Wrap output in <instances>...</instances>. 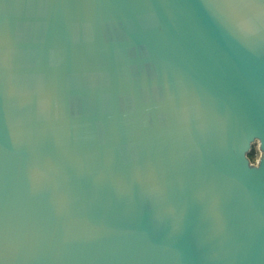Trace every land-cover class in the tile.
<instances>
[{"label":"water","instance_id":"water-1","mask_svg":"<svg viewBox=\"0 0 264 264\" xmlns=\"http://www.w3.org/2000/svg\"><path fill=\"white\" fill-rule=\"evenodd\" d=\"M0 264H264V0H0Z\"/></svg>","mask_w":264,"mask_h":264},{"label":"trees","instance_id":"trees-1","mask_svg":"<svg viewBox=\"0 0 264 264\" xmlns=\"http://www.w3.org/2000/svg\"><path fill=\"white\" fill-rule=\"evenodd\" d=\"M248 157L250 158V160H251L252 162L255 161V150H254L253 147H252V150L248 153Z\"/></svg>","mask_w":264,"mask_h":264},{"label":"rangeland","instance_id":"rangeland-1","mask_svg":"<svg viewBox=\"0 0 264 264\" xmlns=\"http://www.w3.org/2000/svg\"><path fill=\"white\" fill-rule=\"evenodd\" d=\"M253 148H254V150H255V161L258 159V157H259V155H260V152H259V149H258V146H257V143H255L254 145H253ZM254 161V162H255Z\"/></svg>","mask_w":264,"mask_h":264}]
</instances>
